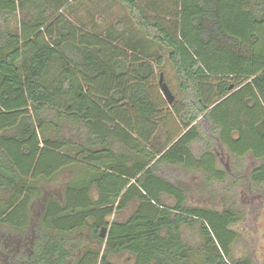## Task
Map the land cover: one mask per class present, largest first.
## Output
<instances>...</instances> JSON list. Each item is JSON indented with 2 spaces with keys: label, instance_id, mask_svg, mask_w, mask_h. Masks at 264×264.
Listing matches in <instances>:
<instances>
[{
  "label": "trees",
  "instance_id": "1",
  "mask_svg": "<svg viewBox=\"0 0 264 264\" xmlns=\"http://www.w3.org/2000/svg\"><path fill=\"white\" fill-rule=\"evenodd\" d=\"M76 1L0 0V264H254L233 253L235 203L189 205L164 167L264 212V0H112L165 49L171 104L163 54L77 26Z\"/></svg>",
  "mask_w": 264,
  "mask_h": 264
},
{
  "label": "rangeland",
  "instance_id": "2",
  "mask_svg": "<svg viewBox=\"0 0 264 264\" xmlns=\"http://www.w3.org/2000/svg\"><path fill=\"white\" fill-rule=\"evenodd\" d=\"M78 3V4H77ZM93 6L97 11H104L103 22L99 24L89 25L87 24L86 15L83 12L86 9H83L87 6L86 0H77L76 5L81 7L80 9L74 10L76 12L74 15L71 14V10L65 11V13L72 19V21L80 23L76 24L77 26L83 27L89 33L100 35L104 39L113 38V36H118V32L122 27L123 30L121 35V40L123 43H127L129 49H134L138 53H149L151 51L153 61L162 55L164 56V64L162 67L157 69V75L160 76L162 73L163 82L169 88L173 96L178 95V82L177 77L173 68L169 65L167 61V53L165 49L156 47L155 44L148 41L144 35L135 31L133 24L127 22L124 19V11L121 7L113 3L112 0H95ZM105 8V10H104ZM172 13V19L181 22V13H180V4L177 6L176 3L171 2L169 7ZM72 15V16H71ZM119 21V22H118ZM11 30L16 28L14 22L10 24L9 27ZM137 32V34H136ZM138 35V36H137ZM140 46H138V40ZM137 40V43L135 41ZM136 45V48H133L132 45ZM143 44V45H141ZM147 49V50H146ZM40 138L43 139H54V131L50 127H44L39 132ZM224 158V157H223ZM221 159L220 165L224 166L225 161ZM220 161V159H219ZM246 164L248 167L254 165L253 160L250 157H247ZM164 174L168 176L172 181L179 182L186 186L187 189V199L189 205H196L201 207H211L214 209L221 210L227 201H232L235 203V207L242 213V221L235 227V230L238 232L239 240L234 245L233 253L236 258H242L249 256L254 264H264V212L261 208V198L252 197L248 193L244 192L240 188L231 189L230 191H223L222 187L215 183L210 185L214 188L212 190L210 187L203 186L202 178L194 173H184L180 168L173 167H164ZM206 186V185H205ZM226 202V203H225ZM184 238L190 243L195 242L196 237L189 230H184ZM116 262L118 264H130V260L126 255L117 258Z\"/></svg>",
  "mask_w": 264,
  "mask_h": 264
},
{
  "label": "crops",
  "instance_id": "3",
  "mask_svg": "<svg viewBox=\"0 0 264 264\" xmlns=\"http://www.w3.org/2000/svg\"><path fill=\"white\" fill-rule=\"evenodd\" d=\"M87 1V6L83 9H86V11L84 10L83 12L85 13V17H86V20H87V24H91V25H94V24H99V23H102L103 22V18H104V11H97L95 9V6L94 2L95 0H86ZM78 4V3H77ZM80 6V5H79ZM75 4H73V7L71 8V14L74 15L76 12H74V10L77 9H80L81 7H79ZM105 10V8H104ZM80 24V23H78ZM222 154V153H221ZM217 157H219L217 155ZM8 229L3 226V225H0V243H4V242H9L10 238H6L5 236V232L7 231ZM8 231H11L13 232V230L9 229Z\"/></svg>",
  "mask_w": 264,
  "mask_h": 264
},
{
  "label": "water",
  "instance_id": "4",
  "mask_svg": "<svg viewBox=\"0 0 264 264\" xmlns=\"http://www.w3.org/2000/svg\"><path fill=\"white\" fill-rule=\"evenodd\" d=\"M158 85H159L160 91H161L164 99L167 101L168 104H171L174 97L171 94L167 85L163 82L162 74H160V76H159ZM105 233H106L105 229H102L101 233H100V237L103 238L105 236Z\"/></svg>",
  "mask_w": 264,
  "mask_h": 264
}]
</instances>
